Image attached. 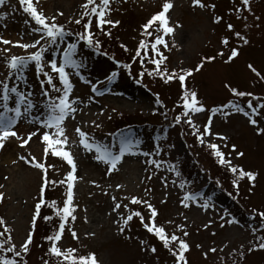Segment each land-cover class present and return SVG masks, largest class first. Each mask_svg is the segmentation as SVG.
<instances>
[{
	"label": "rangeland",
	"instance_id": "rangeland-1",
	"mask_svg": "<svg viewBox=\"0 0 264 264\" xmlns=\"http://www.w3.org/2000/svg\"><path fill=\"white\" fill-rule=\"evenodd\" d=\"M203 2L214 4L215 9H200L193 6L191 0H173L174 7L169 13L170 23L178 22L182 27L176 28L173 36L165 37L169 48L158 46L167 57L161 67H166L169 72L176 69L179 74L180 69H195L203 57H216L186 78L187 86L198 93V98L205 105V111L193 114V120L202 131L209 117H212V132L223 134L227 140L221 141L215 136L205 137V140L217 143L232 164L257 172L255 187L249 192V181L241 179L237 194L232 184L233 174L226 166L216 162L207 143L197 141L184 117L179 123L175 122V117L182 112L178 103L182 88L178 80L165 83L158 76L148 75V70H152L154 65L150 62L141 64L139 58H135L138 43L145 38L141 35V25L160 10L162 0H112L110 18L120 23L114 28L105 26L111 33L108 36L96 29L93 19L92 30L100 40L101 48L96 51L81 42L76 56L82 64L80 75H70L74 86L71 96L79 99L74 104L77 111L65 121L68 137L65 147L76 164L75 175L78 179L74 182V203L78 207L76 220L66 225L59 243L62 249L77 248L78 255L95 252L102 264H174L171 253L143 228L138 218L130 222L124 234L117 233L115 221L118 213L113 211L115 202L112 196L121 203L118 210L120 213L128 214V210L123 207L128 204L129 209L143 213L145 222L149 211L143 205L131 204L130 198L137 196L149 200L159 213L156 223L162 224L169 234L176 232L189 243L190 251L186 254L188 264H241L237 255L240 245H244L246 250L255 235L264 234L259 217L253 213V209L264 211V133L258 134L255 130L256 127H264V109L258 107L254 116L259 121L257 126L251 125L241 113L230 112L225 117L222 113L212 114L210 111L229 100L240 103L247 110L246 101L251 98L234 97L225 88V83L264 98V80H260L247 67L251 63L264 75V0H252L254 15L245 12L247 20L238 19V14L230 11L239 4V0ZM83 3L84 0H38L37 8L46 17L55 16L57 24L75 33L83 30L80 24L74 22L83 11ZM0 13L5 14L0 19V38L32 43L39 37L40 33L33 31L39 26L22 10L19 0H5L0 5ZM215 15L222 17L219 23L214 22ZM257 16L258 20L255 18ZM228 23L234 26L231 31L227 29ZM235 31L244 34L249 43L241 44L233 35ZM223 37L229 39L227 46L221 44ZM173 39L175 46L172 45ZM75 40V35L66 37L61 42L60 50L50 49L46 56L55 52L58 58L66 43ZM122 44L127 47V51L121 47ZM232 47L239 48V55L225 63ZM34 50L0 43V80L8 74V58ZM220 51H223V56L217 55ZM154 55L149 48L148 56ZM124 64H129L130 69L123 68ZM112 71L118 75L109 82L107 76ZM141 72H144L143 76ZM25 77L26 82H20L21 90L31 91L32 98L42 106L45 98L41 93L47 85L42 86L40 80L44 78L32 65L27 68ZM91 84H96L97 92L91 90ZM157 99L160 103H157ZM253 103L255 105L259 102L254 100ZM77 126L87 132L90 139L112 146L114 150H118L122 134L130 136L140 141V151L136 155L126 154L118 164V170L108 173V166L97 161L93 152H88L79 144V136L75 132ZM37 127L39 125L22 121L17 125V130L26 136ZM233 144L236 146L234 151L231 148ZM44 147L37 133L27 146L20 147L19 142L13 138L0 150V192L4 193L3 201L0 202V217L11 226L17 250L31 228L34 206L42 185V170L19 157L31 154L45 162L46 166H52L48 167L49 181L64 180L70 171V166L61 157L49 153L45 158ZM145 152L149 155L144 156L142 153ZM237 152H243V156H237ZM150 158L161 161L163 167L157 169L147 164L145 161ZM170 165H174L181 173L179 178L167 170ZM181 179L188 182L185 190L178 186ZM117 184L123 187L117 189ZM65 191L66 184L50 183L45 188V199L55 200L62 207ZM184 191L199 193L203 197L200 203L206 200L210 207L207 210L196 204L183 207L180 200ZM45 215H51L53 219L45 221L42 219ZM40 216L26 257L27 264H43L45 259L50 264H57L55 257L47 255L49 242L45 237L54 231L58 218L46 205L42 206ZM84 217H87L86 221ZM220 217L225 220L235 218L238 223L224 224ZM209 220L212 223L207 228L203 227ZM178 224L187 225V237H183L177 230ZM221 224L224 226L221 227ZM68 228H74L78 240L72 238ZM253 228L256 229L255 234ZM125 236L132 238L126 239ZM140 240H145L147 244L141 245ZM148 246H155L157 251L152 253L142 250ZM210 248H216L217 251L210 252ZM233 249L237 252L234 253ZM205 252L208 253L207 257L203 255ZM242 264H264V251L246 254Z\"/></svg>",
	"mask_w": 264,
	"mask_h": 264
},
{
	"label": "snow or ice",
	"instance_id": "snow-or-ice-1",
	"mask_svg": "<svg viewBox=\"0 0 264 264\" xmlns=\"http://www.w3.org/2000/svg\"><path fill=\"white\" fill-rule=\"evenodd\" d=\"M111 2L112 0H84V3L81 5L83 11L80 13L79 18L74 21L76 24H80L83 30L73 33L66 29L64 25L57 24L55 22V16L49 18L46 17L42 11H39L37 8L38 0H35V2L34 0H19L22 10L35 21L36 25L39 26L34 28L33 31L40 33V35L32 43H20L18 41L12 42L0 38V43L5 45L15 44L24 50L29 48L35 49L31 52L26 51L25 55H12L6 60L9 71L4 79L0 80V150H3L6 142L13 138L19 142L20 147L27 146L32 140V137L39 133L41 140L45 145L44 157L46 158L48 154L51 153L53 156L61 157L70 166V171L66 173L64 180L49 181L47 175L48 167L52 166H46L45 162L37 160V158L31 154L27 157H19L20 160L42 170V185L39 199L34 206L31 228L24 241L19 245V250H17L16 243L13 242L11 226L6 223L3 217H0V229H2L0 230V264H27L26 257L30 251V245L33 243L37 219L41 218V208L45 205L50 207L53 210L55 217L58 218V224L55 226L54 231L45 237V240L49 242L47 255L55 257L57 264H102L97 258L95 252H89L86 255H78L77 248L67 247L62 249L59 246V243L66 230V225L76 220L77 217L75 213L78 207V205L74 203V182L78 179L75 175L76 164L74 157L65 147L68 143L65 121L66 118L72 116L77 111L74 104L79 99L78 97L71 96L74 86L70 79V75H80L79 69L82 67V64L76 56L78 45L81 42H83L84 46L95 49L96 51H99L101 48V42L95 37V33L92 30L93 19H95L96 29L108 36H110L111 33L105 26H111L114 28L120 23L119 20H113L110 18L112 11L110 6ZM4 3L5 0H0V5H3ZM191 3L193 6H197L200 9H215L214 4H206L203 0H191ZM173 7V0H162L160 10L152 14L151 17L141 25L142 37L151 39L142 38L139 41L135 58H139L141 64L150 62L154 65L152 70H148V75L158 76L163 79L165 83L178 80L182 88V93L178 101L182 108V112L175 117V122L179 123L181 118L184 117L185 123H187L192 129L197 141L201 144L207 143L208 148L212 150V155L216 157V162L221 166H226L233 174L234 179L232 180V184L236 188L237 194L239 192V181L245 178L251 185L249 187V192H251L255 187L258 173L251 170H245L242 166L232 164L231 160L225 157V153L221 151V148L217 143L205 140V137L208 136H215L221 141L227 140V137L223 134L212 132L211 116L209 117L208 122L203 126L202 131L193 120V114L205 111V105L198 98V93L187 86L186 78L190 77L194 71H199L205 62H211L216 57H203L195 69H180L179 74L176 69L169 72L166 67H161L165 64L167 57L161 52L158 46H163L165 49L169 48V43L165 37L173 36L175 29L182 27L178 22L170 23L171 17L169 13ZM230 11L237 13L238 19L243 18L244 20H247V16H244L245 12L254 15L252 0H239V4L235 5ZM4 15L5 14L0 13V19H2ZM255 18L257 20L259 19L258 16ZM221 20V16H214V22L219 23ZM233 27L234 26L231 23L227 24V29L229 31H231ZM245 27H247V25H245ZM149 29H152V31ZM73 35H75L76 40L74 42H67L66 46L60 51L58 58L55 52L46 56V53H49L50 49L55 48L60 50L61 42H64L66 37H71ZM233 35L238 38L241 44L247 45L249 43L248 38L240 31H235ZM41 41H43V43H41ZM221 44L227 46L229 44L228 37H223L221 39ZM172 45L175 46L174 39ZM121 47L127 51L125 45L122 44ZM149 48L155 53L152 57L148 56ZM7 50L8 49H4V51ZM141 50H143V55L141 54ZM217 55L223 56L224 53L223 51H220ZM238 55L239 48L232 47L225 63L231 62ZM145 58H147V61ZM30 65L34 66L35 71L44 78L40 80V84L42 86L47 85L41 93L45 98L42 102V106L32 98L33 94L31 91H24L20 88V82H26L25 72ZM122 67L130 69L131 66L129 64H124ZM247 67L260 80H264V75H261L251 63H249ZM117 75L118 73L116 71H112L110 75L107 76V80L111 82L117 77ZM140 75L143 76L144 72H141ZM80 78L83 79V77ZM224 86L234 97L243 98L247 96L251 98L246 101L247 110L245 107L241 106L240 103H237L234 100H229L226 104L211 108V113H222L225 117H227L230 112L241 113L248 118V122L251 125L257 126L259 121L254 118V116L257 114L258 107L264 109V98L256 97L251 92L238 90L236 87L227 83H225ZM91 90L93 92L98 91L96 84H91ZM254 100L259 103L254 105ZM157 103H160L159 99H157ZM225 109L228 111H225ZM22 121L39 125V127L34 131L28 132L26 136H23L17 130V125ZM96 127H100V125H96ZM255 130L258 134L264 133V127H256ZM75 132L79 136V144L88 152H93L94 158L97 161L106 164L108 166V173L118 170L117 166L126 154L136 155L140 151V141L127 135H121L118 150H114L112 146L96 142L94 138L90 139L89 134L81 130L78 126L75 128ZM231 148L234 151L236 146L233 144L231 145ZM142 154L144 156L149 155L146 152ZM236 155L243 156V152H237ZM145 162L149 165H153L157 169L163 167V163L156 159L150 158ZM13 163H15V161H13ZM167 170L173 172L177 178L181 176V173L176 170L174 165H170ZM148 178L151 179V176ZM50 183L52 185L66 184L65 199L63 200L62 207L58 206L55 200L45 199V188H47ZM173 183H176V181H173ZM187 183V181L181 179L178 186L181 190H185ZM166 185L167 181L165 180V186ZM0 187H2V185H0ZM97 187H99V185H97ZM121 187L123 186L119 184L116 185L117 189ZM105 194H107L106 190ZM3 197L4 193L0 192V202L3 201ZM111 199L115 202L113 211L118 213V219L115 221L118 234H124L126 229L130 227V222L133 221L134 218H138L143 228L146 229L148 233L154 235L161 242L162 246L171 253L174 257V264H188V257L186 254L190 251L189 243L186 239L177 235L176 232L169 234L162 224L156 223V217L159 213L157 208L150 203L149 200L141 199L137 196H132L130 198L131 204L143 205L149 211L148 220L145 222V217L141 211L129 209L128 204H125L123 207L128 210V214L124 215L118 211L121 208V203L116 201L115 196H112ZM201 199H203V197L199 193L184 191L180 204L185 208L190 207L192 204H196L201 209L207 210L210 207V204L206 200L204 203H200ZM161 202L164 203L166 201ZM253 213L255 216L259 217L260 226L264 229V211L253 209ZM42 219L45 221H51L53 216L45 215ZM84 219L86 221L87 217H84ZM185 219L187 218L185 217ZM220 219L224 220V224L238 223L235 218L225 220L224 217H220ZM168 223L172 222L169 221ZM211 223L212 221L209 220L203 227L207 228ZM224 224H221L220 226L223 227ZM186 227V224L176 225L177 230L182 233L183 237L188 236V232L185 230ZM67 231L74 240L79 239L74 228H68ZM252 231L255 234L256 229L253 228ZM88 235L95 234L88 233ZM125 238L131 239L132 237L125 236ZM140 244L146 245L147 242L145 240H140ZM197 247L199 248L201 245H197ZM142 250H147L152 253L157 251L155 246H148ZM208 251L214 253L217 249L210 248ZM232 251L234 253L237 252L236 249H233ZM255 251H264V234L255 235L254 241L251 242V246L246 250L244 245H240V250L237 255L240 258L241 264L244 261L246 254L250 255ZM207 254V252L203 253L205 257H207ZM43 264H50V262L45 259Z\"/></svg>",
	"mask_w": 264,
	"mask_h": 264
}]
</instances>
